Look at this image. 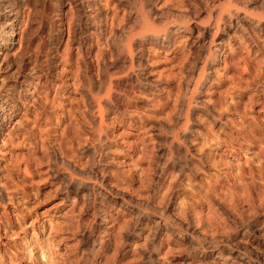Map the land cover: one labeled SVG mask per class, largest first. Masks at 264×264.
Instances as JSON below:
<instances>
[{"label":"rangeland","instance_id":"374dc122","mask_svg":"<svg viewBox=\"0 0 264 264\" xmlns=\"http://www.w3.org/2000/svg\"><path fill=\"white\" fill-rule=\"evenodd\" d=\"M75 3L19 7L15 53L50 83L0 136V264H241L237 227L264 232V0ZM185 140L205 163L176 178ZM161 218L178 231L156 233Z\"/></svg>","mask_w":264,"mask_h":264},{"label":"bare ground","instance_id":"6f19581e","mask_svg":"<svg viewBox=\"0 0 264 264\" xmlns=\"http://www.w3.org/2000/svg\"><path fill=\"white\" fill-rule=\"evenodd\" d=\"M25 1L26 0H0V136L3 135L4 133H7V134L17 133L19 128H23L22 127L23 121L21 120L22 114L26 113L29 105H31V104H34V105L37 104L38 105V103H39L38 102L39 101V99H38L39 91L42 90L43 87L48 86V84L50 83L49 79H48V77H49V68H47L48 66L44 65L42 61L37 62V60H32L30 57H28L26 55H25V57L22 56L21 58H18V54L15 53V44L16 43L14 42L15 41L14 38L17 35V31L19 28L17 16H18L20 5L22 3H24ZM70 1H73V4H75V6H78V4L75 3V0H70ZM83 2H84V0H83ZM79 4H80L79 6H81L83 3L80 1ZM88 8H90V7H88ZM225 8L226 7H224L225 13L230 14L232 7H227L226 9ZM82 9H81V11L83 13ZM224 11L222 10V12H220L219 18H217L218 20L214 24L215 26H213V28H212L213 29L211 31L212 35L211 34L209 35V36H212V40L210 41V43L215 44L214 50H213L214 54L216 51L219 52L222 49V47L224 45L225 37H229V36H227L225 29L224 28L222 29V27H221L222 25H220L221 24V14ZM245 13H246V11L244 12V14ZM248 15H249L248 18H252V19L258 18V21H259V19H261L260 16L255 15L254 13H248ZM83 18L86 21V23H85L86 26H83V28H81V30H84V31L89 32V33L94 31L96 28V23H98L96 21V20H98L97 12H95V11L92 12V11L88 10L87 13L86 12L83 13ZM182 27L184 29H187V27H185V26H182ZM97 28H98V26H97ZM251 33H252V31H251ZM197 36H198V34H197ZM216 38H217V40H215ZM247 38H248V43L250 45L251 44L255 45V46L257 45L256 40H255L256 38H254L253 36H250V33H248ZM207 55H206L207 57L205 58V60L211 57L212 52L209 51ZM124 56L126 59L128 57L132 56L130 45L127 46L126 53H124ZM202 72H203V69H202ZM201 75H202V73H201ZM183 136H185V135H183ZM183 142L184 143L181 145V147L184 148V150H183L184 152H181L182 150L179 151L177 149L178 150L176 152L177 160L173 161L169 168H165L163 166L164 170L168 169L170 172L175 173L177 177L175 175H173V176H175L176 178H178V177L182 178L180 176H182L184 174V172L187 173L186 171L191 172L190 169L194 163H200L201 166L203 165V167H204L203 163H205L204 161L201 160L200 157L195 158L194 154L192 153L193 154L192 155L190 153L191 151H189V148L186 144L187 143L186 140ZM173 157H175V155ZM171 160H173V158ZM193 161H194V163H193ZM259 164H261V163H259ZM165 173H167V172H165ZM192 176H193V174H192ZM160 177H161V175L156 177V179L158 178L155 182L156 186L160 185V181H161ZM242 179H244L243 175L239 172L236 173L235 180L238 182L239 185H241ZM171 185L173 186V184H171ZM171 185L169 187H171ZM175 185H177V187H178V186H180V183L179 184L177 183ZM238 188L240 189V193H238V197H242V195H243L242 186H240ZM169 193L170 192H168V196H165L164 194L163 195L165 197H170V195L173 196L172 193L170 195H169ZM162 199H164L163 196H162ZM165 200H166V198H165ZM160 203H162V201H160L158 204L161 205ZM166 203L167 202H165V204ZM245 211L247 212L248 210H245ZM237 214L240 217H241V215H243V213L241 211L236 209V217H237ZM169 222L167 221V219L165 220L162 218L158 222H156V225H155L156 226V228H155L156 233L158 232L157 230H161V229L165 230V232L166 231L170 232V234L174 233L175 231H178V229L174 228L176 225L174 224L175 225L174 226L172 224L174 227L172 225L170 226ZM179 233H181V232H179ZM232 237L233 238L230 240H233L236 243L235 247H233V250H232V255H233L232 259L233 260H236V262H240L241 264H264V262L261 263L259 260H257V258L253 257L251 254L252 249H255V250H261L262 249V252L264 253V232L258 231L256 224H252L250 226V229H248V230H241L239 227H237V231L234 234V236H232ZM225 240H226V238H225ZM228 240H229V238H228ZM151 241H153V240L151 239ZM198 242H199V240H198ZM242 243L245 244L243 249L241 248ZM198 245H200V244L198 243ZM153 247H155L154 244H153ZM198 248L201 250V252L205 251V248L203 246H199Z\"/></svg>","mask_w":264,"mask_h":264}]
</instances>
